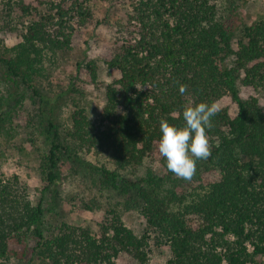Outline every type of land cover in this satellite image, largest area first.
Masks as SVG:
<instances>
[{
    "label": "trees",
    "instance_id": "trees-1",
    "mask_svg": "<svg viewBox=\"0 0 264 264\" xmlns=\"http://www.w3.org/2000/svg\"><path fill=\"white\" fill-rule=\"evenodd\" d=\"M108 1L0 0L6 26L23 29L13 47L0 43V134L10 109L31 99V130L48 144L38 200L0 170V264H116L120 254L145 264L147 238L127 228L122 207L140 212L168 249L166 264H264V107L239 89L264 91V18L246 24L239 0H122L130 10L124 27L114 26L109 56L84 53L69 83L73 94L102 90L101 110L96 117L74 111L65 145L59 98L36 83L71 51L77 29L94 23L93 6ZM199 102L217 109L206 130L211 154L184 180L158 152L159 122L182 125L183 107ZM79 152L113 167L97 168L92 180L100 199L86 209H107L97 229L47 221L60 205L61 163L92 168Z\"/></svg>",
    "mask_w": 264,
    "mask_h": 264
},
{
    "label": "rangeland",
    "instance_id": "rangeland-1",
    "mask_svg": "<svg viewBox=\"0 0 264 264\" xmlns=\"http://www.w3.org/2000/svg\"><path fill=\"white\" fill-rule=\"evenodd\" d=\"M49 0H27L28 3L38 6ZM239 17L246 24L253 20L264 18V0H239ZM94 23H88L77 29L73 41L72 49L66 53L60 64L51 70L48 77L38 81V90L49 97L59 98L55 106V118L59 127L61 141L65 145H71V140L67 137L71 130V115L78 109H83L96 117L103 104L104 93L94 86H86L83 93L73 94L69 92V83L74 75L75 64L83 59L86 53L91 59L107 58L112 48L113 34L115 27L123 28L127 18L126 12L130 10L129 4L122 0H110L104 4H96ZM0 7V43L3 47L11 48L20 41L23 32L21 25L18 27L11 24L9 27L4 23V14ZM101 25L95 29V24ZM0 46V51H2ZM107 82L106 77L102 78ZM241 97L245 100L251 97L259 99L264 107V91H254L253 89L239 85ZM224 106H231L230 100L222 102ZM13 105V104H12ZM37 106L31 99L14 105L11 111V120L6 122L5 129L8 132L0 134V170L7 177L17 176L21 183L27 187L33 200H38L43 196L45 182L41 177L40 163L48 144L44 137L35 130H31L34 125L32 116L37 112ZM72 148L74 146L72 145ZM81 160L86 164H91L92 168L85 169L73 161H63L61 163V174L59 180L58 199L60 205L53 209V213L47 218L48 222L56 223L61 220L73 225H87L97 229L99 223L105 218L106 206L101 209L95 207L92 210L86 209L91 205L94 197L99 198V193L92 183L97 168L106 167L113 170V167L106 163L103 158H94L83 152L78 153ZM90 170V171H89ZM100 199V198H99ZM122 219L138 237H146L148 246L147 262L145 264H166L170 258L168 249L156 244V235L147 226L145 219L137 209H127L122 207ZM116 264H140V262L128 254H120L116 259Z\"/></svg>",
    "mask_w": 264,
    "mask_h": 264
},
{
    "label": "clouds",
    "instance_id": "clouds-1",
    "mask_svg": "<svg viewBox=\"0 0 264 264\" xmlns=\"http://www.w3.org/2000/svg\"><path fill=\"white\" fill-rule=\"evenodd\" d=\"M179 91L183 94L185 87L181 86ZM216 111L214 105L199 102L183 107L182 125L169 124L164 119L159 122L158 152L168 171L178 178L190 180L197 161L210 156L206 130L212 126L211 117Z\"/></svg>",
    "mask_w": 264,
    "mask_h": 264
}]
</instances>
